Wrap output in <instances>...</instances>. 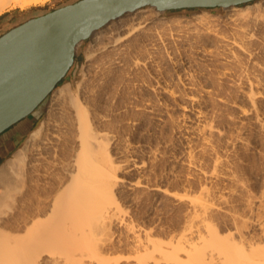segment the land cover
Segmentation results:
<instances>
[{"label":"bare ground","instance_id":"obj_1","mask_svg":"<svg viewBox=\"0 0 264 264\" xmlns=\"http://www.w3.org/2000/svg\"><path fill=\"white\" fill-rule=\"evenodd\" d=\"M47 1L0 0V15L13 8L24 9L32 5L44 4ZM223 8L226 9V13L222 20L206 11L194 15L192 21L177 20L179 25L187 26V28L188 25L189 27L193 24L196 26L193 30L191 29L192 32L189 31L191 33L181 30L176 33L171 32V46L174 42L176 44L180 42L181 46H185V41L189 39V43L185 47V50L189 52L183 51L189 55L183 57L184 54L180 53L182 57L181 55L179 57V54L176 57L170 53L173 47L172 50L167 48L170 52L166 51L167 54L163 58L157 55L159 59H163L165 67L171 71V78H167V75L165 77L163 73L160 75L155 72H152L149 77L150 73L147 70V76L151 81L143 79L142 75L140 80H143H139L140 82L137 84L140 88L138 90L144 92L146 98L150 96L151 98L143 97L147 101L144 102L141 99L142 104L140 98H137L139 102L136 103V109L145 111V114L149 113V118L154 126H164L163 128L167 126V129L173 130L176 134V138H174L177 141L175 144L173 142L172 145H169L170 150L167 147L168 143L166 146L163 145L167 147L168 151L165 150L167 156L163 152L162 154L167 157L171 169L174 164H179L182 160L181 155H184L186 164L192 172L202 170L203 168H198L197 158H195V152L198 151H195V146L200 144L202 150L216 151L214 172L211 173L216 179L226 181L230 176L227 175V172L225 174V171L220 172L221 170L218 171V169L223 170V166L220 168V165L227 161H223L225 158L222 155L223 151V153H218L221 148L217 149L220 145L214 137L220 139L222 149H227L244 139L240 131L246 121L251 122L255 129H264L262 104L264 100V63L260 64L257 59L253 58L255 52L253 53V48H250V43L258 35L253 31L254 27L250 29V22H253L254 26H257L256 28L264 27V0L247 7L231 5ZM161 12L164 11L155 6L139 8L125 13L127 16L123 14L124 16L112 19L95 30L91 34V45H88L92 51H87V57L91 59L97 53L109 52L107 58L104 57L105 62H101L102 66L99 63L98 69L102 72V75H99L103 76L101 81L97 83L94 79L96 75L95 77L92 75L93 78L90 74L93 78L90 77L92 80L89 78L91 81L84 76L82 78L86 79L85 81L81 80L75 85L68 82L59 87L48 114L30 132L24 144L14 152L13 156L0 165V264H264V192L259 197L249 198L250 200L246 203L247 210L244 209L245 212H231L233 209H226L225 205H222L224 204L223 199L221 205L219 201L215 202L216 197L224 196H216L217 192L214 195L215 192L213 193L210 187L204 186L200 189V193L191 195L189 192V194L173 192L163 187L162 184L155 186L149 184L144 180L147 175H145L146 161L139 156L138 145L126 141L120 150L118 144L123 141L119 142L117 131L112 129L115 122L121 123L125 119L130 121L131 118H126V114H120L125 116L116 120V114L108 113L112 111L104 112L100 108L102 100L100 97L103 95L106 82L101 83L110 80L111 73L121 68L120 66L122 69L125 68L123 65L127 64V55H132V49H134L131 44L133 34L137 32V37L141 36V42L144 43V39L147 38L146 41H149L148 37H155L154 30L157 28L154 27L153 30L152 24L168 25L170 22L164 18L160 20ZM217 21H223V24L231 26L232 29L230 28L229 31L233 32V36L232 34L231 37L227 36V33L223 31L221 33L217 28H213ZM160 33L163 34L162 31L159 32V36L154 41L159 40L165 45L167 39L164 40V35L162 36ZM186 37L187 40H185ZM263 37L262 34L261 38ZM138 40L140 39H135V41ZM135 41L132 40V42ZM213 41L217 42L218 46L214 45ZM210 43L217 46L218 49L215 51ZM176 44L174 45L176 46ZM151 45L155 52L159 44H155L156 47L154 42H151ZM148 46L144 47L148 48ZM139 47L136 46V48ZM136 48L134 53H138ZM146 48L140 49L145 51ZM162 48L165 49L164 46ZM148 49L147 53L153 51L150 47ZM163 52L160 53L164 54ZM154 54L156 55V52ZM255 54L257 55V53ZM132 56H130L131 59ZM212 56L214 60L221 59L222 64L226 63L227 65L232 63L235 65L242 63L243 65L244 61L241 56L247 57V60L252 58L257 60H250L252 64H249L253 65L251 67L253 70L249 69L250 66L245 61L249 67H245L244 64L243 68L238 71L239 73H236L240 74V78L234 74V64L231 65L232 67L234 65L233 68L225 65V69L221 67L222 72L221 69L219 70L221 74L219 72L218 76L231 77V71H233V76L238 78L233 80L235 81L234 86L236 85L238 88L237 95L239 97L228 103L235 115L229 113L231 117L229 116L228 123L224 121L225 118L223 121L219 118L222 123H227L226 126L224 125L225 127L216 124L215 119L219 116H216V109L212 108L214 111L210 109L211 103H215V101L211 102L215 88L208 83L211 70L208 72L198 67L199 62L201 64L202 60L205 62ZM155 57L151 53L146 60L144 56L146 60L144 62L141 56L142 61L135 59L131 62L132 67L138 70L142 68V65L147 67L146 62L153 61L154 63ZM131 59L130 61H132ZM209 59L211 61V58ZM102 60L104 59L102 58ZM99 61H101L100 58ZM93 62L96 64V61L93 60ZM127 62L130 63L128 60ZM155 64L151 65L155 67ZM238 65L236 67L239 69ZM145 66L143 67L146 68ZM199 66L201 67L202 64ZM157 68V70H162V67ZM166 68L163 72L168 71ZM128 69L132 70L131 67ZM125 70L126 68L122 72ZM138 70L137 73L134 70L135 77L136 74H140ZM234 70L237 71L236 68ZM85 72L84 74H86ZM93 73L95 74L94 71ZM122 83L125 85L126 82ZM215 90L217 91V89ZM128 91L127 97L129 98L131 93L129 94ZM130 98L129 101L132 104L131 101L134 102V100H130ZM219 99L227 103L223 97H219ZM90 103L93 106L91 110ZM128 106L129 102L120 107L124 112L128 110ZM211 111L215 113V115L213 114L214 117L216 116L215 119L210 116ZM174 112H177V115ZM56 114H59L60 118H56ZM137 120L139 123L140 120ZM249 127L251 129V126ZM214 140L217 142L216 145L218 144L217 148ZM240 143L238 144L240 145ZM234 148L236 147L234 146ZM154 153L157 154V152ZM209 153L214 154V152ZM159 154H161L160 151ZM117 157H126V159L116 160ZM205 174L207 175L206 172ZM230 180L232 179L230 178ZM136 188L147 190L148 196L153 198L149 199L159 204L163 197H177L181 201L187 199L188 214L186 213L187 220L183 229L164 239V237L153 235L152 227L150 229L145 227L148 229L146 230L143 229L145 225L142 227L138 223L139 221L137 224L133 220H125L124 215L121 216L123 212L121 205L123 204L117 199L116 193L126 191L130 194ZM131 198L133 197L129 196V199ZM220 210L229 216L227 223L225 222L223 226H221L222 224L218 226L216 218H214L215 213ZM121 227L124 230L121 236L124 238L118 242L114 241V233ZM118 248H123L127 254L111 257V254ZM123 249L121 250L124 252Z\"/></svg>","mask_w":264,"mask_h":264},{"label":"rangeland","instance_id":"obj_2","mask_svg":"<svg viewBox=\"0 0 264 264\" xmlns=\"http://www.w3.org/2000/svg\"><path fill=\"white\" fill-rule=\"evenodd\" d=\"M65 1L66 0H48L47 2H45L44 4H41V5H32V6H29L27 8H24V9L13 8V9L5 11L3 14L0 15V35H2L4 32L9 30L10 28H12V27L24 22L25 20H27V19H29L31 17L38 16L40 14H43V13L47 12V11H50V10L58 8V6H60ZM259 1H263V0H254V1H251L249 3L241 4L240 7H247V6L253 5L254 3H257ZM147 7H144V8H147ZM205 11L209 12L214 17H218V18L220 17V20H222V18H224V15L226 13V9L222 8V7L203 8V9H201V8H186V9H178V10H168V11L161 12V14L159 16L160 20L164 18L165 20L170 21V22H168V25L167 24L162 25L161 23L160 24H157V23L152 24L153 30H154V27L157 28V29L155 28L156 30H154L155 37H153V36L148 37L150 39H153L152 41L150 39H148L149 41H146L147 38L146 39L143 38L144 39L143 40L144 43L141 42L142 41L141 40L142 37L141 36L137 37L138 36L137 32L133 34V36H132L133 38L130 36L131 37V44L134 46L132 48L135 49L136 46H140L139 48H136L138 53H140V54H138L137 52L134 53L136 50L132 49V51H133L132 55L133 56L129 54L130 56H132V59H131L130 56L127 55V58H126V63L127 64L123 65V67H125L126 70L128 68H130V67L132 68V70L128 69L127 70L128 73L126 72V70H125V72H122V71H124L125 68L122 69V66H120L121 68H118L117 70L113 71L114 73H111L110 80L104 81V82L102 81L101 84H104L105 82H106V84L104 85L105 89H104V91L102 93L104 95V98H103V95L100 97L102 100L99 98L101 100L100 108L104 112L112 111V112H108V113L116 114V116H115L116 120H120L121 118H123L125 116V115H120V114H126V116H125L126 118H128V117L131 118L130 121L125 119L121 123L115 122V124L113 125L112 129H115L117 131V133H118L117 136H118L119 142L120 143L122 141L124 142V143L122 142L121 144H118V145H120V150L123 148V145L126 143V141L127 142L131 141L132 143H135L136 146L138 145L137 147L140 149V151H138V154H139V156L142 159H144V161H146L145 163H146V170L147 171H146L145 175L146 174L147 175H146V178H144V180L148 181L149 184L154 185V186L162 184L163 187L168 188L169 190H171L173 192H178V193H186V192L188 193L189 192L191 195L192 194L196 195L198 192L200 193V189L202 187H204V186L205 187H210V188L213 189V190L211 189V191L213 193L215 192L214 195L217 192L216 196H218V195L224 196V197H219V196L216 197L215 196L216 198L215 197L214 198L216 200L215 199L214 200H215L216 203H218V201H219V203L221 205L222 204V199H223L224 200L223 201L224 204H222V205H225L224 207L226 209L227 208L229 210L233 209L231 212H237V211L238 212L239 211L240 212H245L247 210V207H246L247 201L252 199V198H255V196L259 197V196L263 195L262 193L264 192V129H261V130L260 129H255V126L251 122L246 121L245 122V126L241 127V131H240V132H242L241 135H242V137L244 139H241V141H240L242 144L240 142H237L236 145H234L236 148H234V146L233 147L230 146L227 149H225V148L222 149L220 139H218L216 136L214 137V138H216L215 140H217V142H219V145H220L218 147V144L216 145L217 142L214 140V142H215L214 144L216 145L215 147L216 148L218 147L217 149L221 148L219 151L217 150L218 153H221L223 151L224 152V153L222 152L223 153L222 154L223 157L225 156V158H227V159H225V158L222 157L223 161L226 160L227 162L226 163L223 162V164L220 165L221 166L220 168H222V166H223V170L222 169H218V171L221 170L220 172L225 171V174L227 172L228 173L227 175L230 176V177H228L229 180L223 181L222 179H220V180L216 179L214 177V175L211 173V172H214L213 167L215 166L214 160L216 159V154H217L216 151L208 149L209 152H214V154L213 153L211 154V153L208 152V150H206V151L202 150L200 148L201 147L200 144H198V145L196 144L197 146L194 145L195 148H196L195 151L198 150L197 152H195V154H196L195 158H197L196 159V162H197L196 164H197L199 169L203 168L202 169L203 171L206 170L205 172L207 173V175L205 174V172L204 173H200V172H203L202 170H199V172L196 171L197 174H196V172L194 170L193 171L195 173L192 172V170L189 169V167L186 164V159H185L184 155H181L182 160L179 162V164L177 163V164H174V166L172 165L173 167L171 169V165L167 161V157H166L167 155H166L165 152L168 151L167 147L170 150L169 145H172L173 142H174L173 144H175V141H177V139H175L176 138V134H174L173 130L167 129V126H165V128H163L164 126H159V127L158 126H154L152 124V122H151V119L149 118V115H148L149 113L146 112L147 114H145V111L140 110V109H138V111H137V109H136L137 108L136 107L137 101L139 102V100H140V103L142 104V102H143L142 100H144L143 97L144 98L147 97V96H145L144 92L138 90L139 87H138L137 83H139L143 79H149L148 81H151V79L149 78L150 77L149 75H152L151 74L152 72L153 73L154 72L158 73L160 75L163 73V75H165V77L167 75V78L168 77L171 78V71L169 70V68L167 69L165 67V64L163 63L164 61L162 59L163 56L167 54V52H170V51H168V49L172 50L171 48L173 47L172 51H174V52L171 51L170 53H172L176 57H178V54H179V57H180L181 54L182 55L184 54L183 57H185L186 55L187 56L189 55V53L188 54L186 53V52H189V51L185 50L186 49L185 48L186 44L189 43V39L187 40V37H186L185 40H187V41H185V46L184 45L181 46L182 44H180V42H179V44H176L174 42V44H176V46H175L173 44V41H172V44L174 46L173 45L171 46L170 45L171 44V40H172L171 39V34L179 32L180 30L182 32L186 33V31L189 32V31H191V29L193 30L196 26H195V24L190 25V27L188 25V28H187V26L184 27V26L179 25L177 20H179V19H187L189 21H192L191 19H192V17L194 15L200 14V13L205 12ZM9 15H12L11 19L10 20H6L9 17ZM124 15L127 16L126 14H124ZM222 22L223 21L215 22L214 25H213V28H215V29L217 28L218 31L220 30L219 32L223 31L224 33H227L228 35L224 34L225 36L226 35L227 36L230 35V37H231V34L233 36V32L229 31L230 28L232 29V27L231 26H227V25L223 24ZM250 23H251L250 29L252 27H254V28H252L254 33L255 34L257 33L258 35H260V37H258V35L256 34L257 37L255 36L256 38H254V40H252V42L250 43V46H251L250 48H253L252 49L253 53L254 52L257 53V55L254 53L253 58L257 59L258 61L253 59V58L250 59V60H252V61L255 60L257 62H260V64L262 62V64H263L264 63V48H263L264 47V44H263L264 42H262V41H264V40H262V39L264 37L261 38V36H262V34L264 35V27H261L262 29L260 27L256 28L257 26H254L253 22H250ZM257 29H258V31H257ZM158 30H159V32H161V31L163 32V34L162 33H160V34L162 36L164 35V40L167 39V41L165 42V45H164V43L159 42V40L158 41H154L159 36V34H158L159 32H157ZM255 31H257V32H255ZM191 32H189V33H191ZM164 33L167 34V35L165 36ZM135 37H137V38H135ZM91 39H92V37H89L87 40L83 41L77 47L74 65L71 67V69L68 72V74L66 75V77L58 84V86L50 93V95L38 107L37 110H38V112H40V114H39V117H38V120H37L35 126L31 129V131L33 129H35L38 126V124L40 123V121H42L44 119V117L48 114V111L50 109L52 100L55 97L54 95L56 94V90L59 87L63 86L65 83H68V82H70V83L75 85L77 82H81V80L82 81H85L86 79L88 80L92 75L94 77L96 75L95 78L93 76L92 77L96 80L97 83L101 81V78L103 76H101L102 72H100V70L98 68L100 67V65L102 66V64H103V63L101 64L102 61L105 62L106 59L104 57L106 56V58H107V55L109 54V52L106 51V52H103V53H97L95 55L97 57L94 56L91 59H89L87 57V55H88V52L91 50V47H88V45L89 46L91 45L90 44L91 43V41H90ZM133 39H134V41H135V39L136 40L140 39V40L132 42ZM255 39H257V40H255ZM259 41H261V42H259ZM151 42H154V46L159 44L158 47L156 46L158 48L155 51L156 55L154 54L155 52H154V48H152ZM140 43L141 44L143 43L142 45H144V46H148L150 44L151 46H148V48L150 47V49L153 50V51H151V53H152L153 56H156V57L154 58L155 59L154 63H153V61H151V62L148 61V62H146L147 63L146 64L147 67L145 65H142V68L138 70L137 68H135V67L133 68L132 67L133 64L131 62H133L135 59H140V61H142V58H143V60L145 62L147 60L146 58H148V56L151 54V53H147L148 52L147 51L148 48H146L144 46H143V48L144 49L146 48V50H145L146 53H144L145 52L144 50L141 51V49H143V48H142V45ZM212 43H214V45H217L216 44L217 42L215 43L213 41ZM212 43H210V46L211 47L213 46L212 48L214 50L218 49V47H217L218 45L214 46ZM137 44H139V45H137ZM163 46H164L165 49L162 48ZM160 47H161L162 51H161ZM182 47H183V49H182ZM138 49L140 50V52H139ZM159 49H160V51H159ZM157 51H158V54H157ZM183 51H186V52H183ZM160 52L161 53L163 52L164 54H161ZM143 53L146 54V55H144ZM147 54H148V56H147ZM140 55L142 56V58H141ZM143 55L145 56L146 60L144 59ZM157 55L162 57V58L159 59V57H157ZM182 55H181V57H182ZM138 56H140V57H138ZM134 57H136V58H134ZM241 57H242V61H244L243 63L245 64V61H247L246 64H248L250 67L247 66L246 64L245 65L243 64V65L245 67L246 66L249 67L250 70H253V68H251L253 66V65H251L252 61L247 60V57H245V56H244L245 59H244L243 56H241ZM99 58H100L101 61H99ZM102 58L104 60H102ZM129 58L132 61H130ZM209 58H211V61H210ZM209 58L206 59L205 62H204V60L201 61V64H202L201 67L199 66V65H201L200 62H199L198 67L200 69L204 70V71L207 70L208 72L211 70L210 71L211 74L209 72V76L206 74L208 76V81H209L208 83L211 84V86H214V88L217 89L218 92L213 88L215 93H214L213 97L211 98V102L215 101V103L216 102L217 103L216 104L215 103H211V106H210L211 108L210 109L211 110H212V108H214V110L216 109L215 110L216 116L218 115L219 117L218 116H217L218 118H216V116L214 117L215 113L212 112L214 110L211 111L210 116L212 118L214 117V119L216 118L215 120H216V124H219L218 126L225 127L227 125V123L229 122L227 120H229V118L231 117V114L235 115V114H233L234 113L232 111L233 109H231V107L228 105V103L233 102L235 100V98L238 99V97H239L237 95L238 94L237 93L238 92V88H237L236 85L234 86V84H235L234 80H237L238 78H240V74L238 75L236 73H239L238 71L243 68V65H242V63L241 64L239 63L240 65H238V63L236 65L234 63H232V64L235 65V67L233 65V67H234L233 68L231 66L232 64H230V65L229 64L227 65L226 63L222 64L223 61L221 62L220 61L221 59L218 60V58H216L214 60L213 56L209 57ZM157 59H159V61H157ZM88 60H90V61H88ZM93 60L96 61V64H95V62H93ZM127 60L130 63H128ZM156 61H157V63H156ZM202 62H204V63H202ZM206 62H208V63H206ZM99 63H100V65H99ZM158 63H160V64H158ZM205 63H206V65H203ZM218 63H220V64H218ZM249 63H251V64H249ZM87 64L89 66L91 64H93L94 66L92 65L90 67L94 68L95 70L90 68ZM151 64L152 65L155 64L154 66L156 68L153 67ZM225 65H226V67H228V66L230 67L231 66L233 68V71L235 73L233 71H231L232 72V76L231 77H229V76H221V75L218 76V74L220 72L219 70L221 69V67H224L222 69L226 68ZM237 65H238L239 69L236 67ZM143 66H145L147 69L144 68ZM203 66H205V67H203ZM157 67H159V68L162 67V70H161L162 72L160 71V69L157 70L158 69ZM87 68H90V69H87ZM165 68H166V71L168 70L170 72H168V71L167 72H163V71H165ZM235 68H236L237 71L234 70ZM133 69L136 71V73H137V70L140 71V74L138 73L139 76H140L139 78L137 76L138 74H136V77H135V75H134L135 72H134ZM143 69L144 70L146 69V70L144 71ZM222 69H221V72L223 71ZM87 70L88 71H92V72L90 73ZM142 70H143V72H142ZM147 70L149 71L150 74H148ZM93 71L95 72V74L93 73ZM84 72L86 74H84ZM144 72H145L146 75L144 74ZM221 72H220V74H221ZM233 73L235 74L236 77H237V75L239 77L236 79L235 76H233L234 75ZM90 74H91V76H90ZM99 74H101V75H99ZM147 74H148L149 77L147 76ZM125 75H127V76L125 77ZM142 75H143L144 78L140 80V78H142ZM84 76L87 77V78L86 79L82 78ZM128 76H130V77H128ZM114 77L116 78L115 80H114ZM131 77H133V78H131ZM224 77L225 78L227 77V78L225 79ZM219 78H221V79H219ZM95 80H94V82H95ZM231 80H233V81H231ZM122 82H124V83L126 82L125 85ZM132 85H133V88L131 87ZM234 87L236 88V90H235ZM176 88H179V87H176ZM218 88L220 89V91L218 90ZM129 89L130 90L133 89V90L130 91ZM127 91L129 92V94L131 93V95H133V96L130 95L131 98L129 96L130 100H134V102L131 101L132 104H130L129 98L127 97ZM136 91H138L139 94L143 95V96H140L138 94V92L136 93ZM223 91H224V93H223ZM227 93H229V94L227 95ZM224 94L227 97H229V98H227ZM135 95H136V97H135ZM146 95H149V94H146ZM133 97H135V98L133 99ZM219 97H223L225 100H227L226 101L227 103H224V101H221L219 99ZM137 98L138 99L140 98V99L138 100ZM149 98H151V96L146 98V99H149ZM135 99H136V102H135ZM146 99L144 100V102L147 101ZM127 102H129L128 110L123 112L122 108L120 106L122 105V107H123L125 104L127 105ZM262 104H263V108H264V100L262 101ZM92 107L93 106L90 103V110H91ZM119 111H122V112H119ZM174 113H175V115H177V112H174ZM226 113H228V114H226ZM229 113H231V114H229ZM146 115H148V116H146ZM56 118H60L59 114H56ZM134 118H136V119H134ZM219 118L222 121L225 118L224 121H227V123H225V122L222 123V121H220ZM137 119L140 120L139 123H138ZM218 119H219V121H217ZM134 120H135V122H133ZM130 122H132V123H130ZM116 123H118V124H116ZM136 124H137V126H136ZM249 126H251V129H250ZM155 127H157V128H155ZM168 128H170V127H168ZM258 130H260V131H258ZM25 140H24V142H25ZM24 142L20 145V147L24 144ZM238 143H240V145ZM166 144L168 145L167 147H165ZM163 145H165V146H163ZM198 148L200 149V151H199ZM158 150L160 151L161 154H159ZM154 152H157L158 155L155 154ZM162 152L166 156L163 155ZM155 155L157 156L156 158H155ZM213 155H215V156L213 157ZM117 159H120V160L123 159L124 160V159H126V157H120V158L117 157L116 160ZM166 161L168 162V164H167ZM168 165H170V166H168ZM218 168H219V166H218ZM210 173H211V175H210ZM209 177H211V178H209ZM230 178L232 180H230ZM134 179H136V178H134ZM143 189L142 188H136L130 194L128 192H126V191H121V192L119 191V192L116 193L117 194L116 197H118L117 199H119V202L120 203L122 202L121 204H123V205H121L123 207V209H121V210H123V212H122L123 214L121 213V216L124 215L123 218H125V220H127V221L129 219L135 221L136 223L139 221L138 223L142 227L145 225L143 227V229L148 230V229H150L152 227L153 235H156L157 237H161V238L164 237V239L165 238L167 239V238H169L171 236V234L177 233L180 230H182L183 227H184V224H185V222L187 220L186 219L187 218L186 213L188 212V205H189L187 199H184V200L181 201L177 197H175V198H173L172 196H170L168 198L167 197H163L162 198L163 200L159 204L157 202L155 203L152 200L153 199L152 196H148L149 194L147 193V190L144 189L146 191V193H145V191ZM129 196L133 197V198L129 199ZM149 198H152V199H149ZM151 202L152 203L154 202L155 204L154 203L152 204ZM185 207L187 208V210H186ZM244 209H246V210H244ZM216 213L214 215V218H216L215 219L216 224L218 223L217 224L218 226H219V224L220 225L222 224L221 226H223V224L227 221V218L229 216L228 215L226 216V213L224 214L223 212H221V210L219 212H216ZM159 217H160V219H159ZM145 227H148V229L145 228ZM122 230H123V227H121L119 229H116V231H115V229L112 231V236H113L114 231L116 233V234L114 233V236H113V240L114 241L118 242V240H120V239L123 240L124 237L122 238L121 235L124 232V230L123 231ZM123 236H124V234H123ZM121 249H123V248H118V250L116 249L111 254V257H117V256L119 257L120 255L122 256V254L126 255L127 254V252H125L126 250L123 249L124 250V252H123Z\"/></svg>","mask_w":264,"mask_h":264},{"label":"water","instance_id":"obj_3","mask_svg":"<svg viewBox=\"0 0 264 264\" xmlns=\"http://www.w3.org/2000/svg\"><path fill=\"white\" fill-rule=\"evenodd\" d=\"M254 0H77L0 35V133L31 115L74 65L98 28L147 6L161 11L239 6Z\"/></svg>","mask_w":264,"mask_h":264},{"label":"crops","instance_id":"obj_4","mask_svg":"<svg viewBox=\"0 0 264 264\" xmlns=\"http://www.w3.org/2000/svg\"><path fill=\"white\" fill-rule=\"evenodd\" d=\"M75 1L77 0H66L60 6ZM11 17L12 15H9L6 20H10ZM39 114L40 112H38V110H35L28 117L20 120L16 124L12 125L8 129L0 133V165H2L6 160L13 156L14 152L24 142L31 129L35 126Z\"/></svg>","mask_w":264,"mask_h":264},{"label":"trees","instance_id":"obj_5","mask_svg":"<svg viewBox=\"0 0 264 264\" xmlns=\"http://www.w3.org/2000/svg\"><path fill=\"white\" fill-rule=\"evenodd\" d=\"M58 86V85H57Z\"/></svg>","mask_w":264,"mask_h":264}]
</instances>
